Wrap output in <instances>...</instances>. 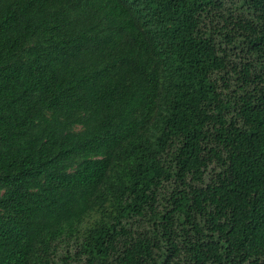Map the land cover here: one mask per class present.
<instances>
[{"label": "trees", "instance_id": "1", "mask_svg": "<svg viewBox=\"0 0 264 264\" xmlns=\"http://www.w3.org/2000/svg\"><path fill=\"white\" fill-rule=\"evenodd\" d=\"M0 264H264V0H0Z\"/></svg>", "mask_w": 264, "mask_h": 264}]
</instances>
